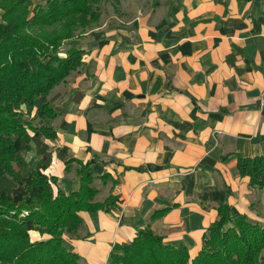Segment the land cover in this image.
I'll use <instances>...</instances> for the list:
<instances>
[{
	"label": "crops",
	"instance_id": "obj_1",
	"mask_svg": "<svg viewBox=\"0 0 264 264\" xmlns=\"http://www.w3.org/2000/svg\"><path fill=\"white\" fill-rule=\"evenodd\" d=\"M124 11L71 40L83 67L56 87L44 173L69 193L90 162L96 200L117 197L64 235L79 264H109L146 227L195 256L220 204L256 220L262 201L238 159L264 152V0H132ZM38 160L32 149L29 168Z\"/></svg>",
	"mask_w": 264,
	"mask_h": 264
},
{
	"label": "trees",
	"instance_id": "obj_2",
	"mask_svg": "<svg viewBox=\"0 0 264 264\" xmlns=\"http://www.w3.org/2000/svg\"><path fill=\"white\" fill-rule=\"evenodd\" d=\"M104 1L46 0L32 8L33 0H0V264H79L64 235H78L81 211L116 205L113 194L96 200L100 189L90 162L81 164L80 188L69 193L44 173L52 162L55 102L62 95L53 91L83 67L82 49L69 47L62 56L60 48L99 22ZM32 149L39 155L33 169L27 161ZM238 168L251 188H264V152L240 156ZM32 231L45 238H32ZM116 249L109 264H264V224L224 203L195 256L185 245L166 244L149 227Z\"/></svg>",
	"mask_w": 264,
	"mask_h": 264
},
{
	"label": "rangeland",
	"instance_id": "obj_3",
	"mask_svg": "<svg viewBox=\"0 0 264 264\" xmlns=\"http://www.w3.org/2000/svg\"><path fill=\"white\" fill-rule=\"evenodd\" d=\"M133 1H135V0H133ZM45 2H46V0H33L32 8L38 3L44 4ZM131 2H132V0H108V1L102 2L100 4V11H101L100 20L96 25H94L93 28H96V27L102 25L103 23H108L110 21H114V20L118 21V17L120 19H123V20L128 18L130 15H127L125 13L124 9L128 8L131 5ZM1 14H2V10L0 9V20H1ZM93 28H87L85 33H87L89 30H92ZM81 36H83V35H81ZM72 45H73V43L71 40L65 41L63 43L62 47L60 48V55L65 56L66 55L65 54L66 49H68ZM63 87L55 88L53 91V94L63 93V92H61L63 90H60ZM28 154H27V157H28ZM257 195H258L259 199H262V201L257 200V202L255 203L254 213L258 216V218H255L256 220H254V219H252V220L259 221L260 223L264 224V203H263L264 188H261V189L257 188Z\"/></svg>",
	"mask_w": 264,
	"mask_h": 264
}]
</instances>
